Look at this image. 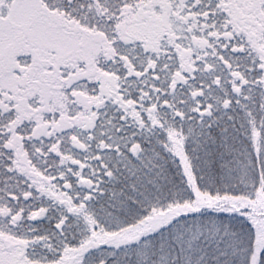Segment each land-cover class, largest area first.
Instances as JSON below:
<instances>
[{
	"label": "snow or ice",
	"instance_id": "obj_1",
	"mask_svg": "<svg viewBox=\"0 0 264 264\" xmlns=\"http://www.w3.org/2000/svg\"><path fill=\"white\" fill-rule=\"evenodd\" d=\"M0 264H264V0H0Z\"/></svg>",
	"mask_w": 264,
	"mask_h": 264
}]
</instances>
